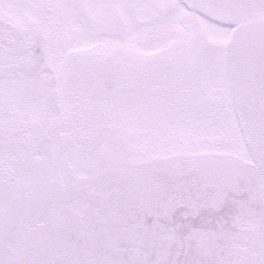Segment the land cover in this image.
Instances as JSON below:
<instances>
[{
	"label": "snow or ice",
	"instance_id": "obj_1",
	"mask_svg": "<svg viewBox=\"0 0 264 264\" xmlns=\"http://www.w3.org/2000/svg\"><path fill=\"white\" fill-rule=\"evenodd\" d=\"M0 264H264V0H0Z\"/></svg>",
	"mask_w": 264,
	"mask_h": 264
}]
</instances>
